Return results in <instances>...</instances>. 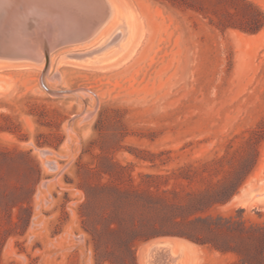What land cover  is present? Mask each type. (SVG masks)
I'll use <instances>...</instances> for the list:
<instances>
[{
	"label": "rangeland",
	"instance_id": "obj_1",
	"mask_svg": "<svg viewBox=\"0 0 264 264\" xmlns=\"http://www.w3.org/2000/svg\"><path fill=\"white\" fill-rule=\"evenodd\" d=\"M110 1L126 40L97 51L109 21L47 67L0 58V264H145L172 238L185 246L159 251L176 264H232L187 236L142 237L239 209L264 222V201L241 198L264 188V0ZM127 42L110 66L71 56ZM214 190L233 195L210 206ZM115 196L137 199L119 224Z\"/></svg>",
	"mask_w": 264,
	"mask_h": 264
},
{
	"label": "bare ground",
	"instance_id": "obj_2",
	"mask_svg": "<svg viewBox=\"0 0 264 264\" xmlns=\"http://www.w3.org/2000/svg\"><path fill=\"white\" fill-rule=\"evenodd\" d=\"M114 5L110 0H0V58L4 60L3 64L24 65L29 60L46 62L48 54L50 65L51 52L56 47L85 42L109 21L107 27H112L113 31L97 51L126 40L131 36L132 24L120 12L122 9L119 11ZM128 42L104 56L90 58L93 52L73 53L71 56L87 57L82 62L77 60L85 66L106 67L115 63ZM245 193L249 194L248 201H264V188L255 193L244 191L241 198ZM170 244L185 246L175 238L151 241L145 251V264L146 256L149 257L148 264H176L170 253L166 255L159 251L160 248L167 249Z\"/></svg>",
	"mask_w": 264,
	"mask_h": 264
},
{
	"label": "trees",
	"instance_id": "obj_3",
	"mask_svg": "<svg viewBox=\"0 0 264 264\" xmlns=\"http://www.w3.org/2000/svg\"><path fill=\"white\" fill-rule=\"evenodd\" d=\"M260 27H251L250 30H258ZM210 206L219 203H226L230 200L233 192L227 196L218 190L209 194ZM137 199L122 200L115 196V223L119 224L122 220L121 211L124 202L129 204L128 211L135 212ZM89 202V197H88ZM134 210V211H133ZM245 210L239 209L237 215L208 216L196 218L198 221L195 225V233L191 235L187 231H157L143 235V240L162 235V234H179L192 238L196 242L211 244L215 249L220 251H232L237 255V260L232 264H264V222L253 221L244 216ZM187 223V222H186ZM208 232L207 235L205 232ZM194 236V237H193Z\"/></svg>",
	"mask_w": 264,
	"mask_h": 264
},
{
	"label": "water",
	"instance_id": "obj_4",
	"mask_svg": "<svg viewBox=\"0 0 264 264\" xmlns=\"http://www.w3.org/2000/svg\"><path fill=\"white\" fill-rule=\"evenodd\" d=\"M48 62H49V57L48 54H46V67L48 66ZM66 92L65 90L61 91V93Z\"/></svg>",
	"mask_w": 264,
	"mask_h": 264
}]
</instances>
